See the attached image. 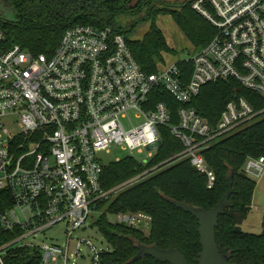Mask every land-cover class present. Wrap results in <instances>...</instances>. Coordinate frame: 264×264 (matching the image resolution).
Listing matches in <instances>:
<instances>
[{"label": "built area", "instance_id": "built-area-1", "mask_svg": "<svg viewBox=\"0 0 264 264\" xmlns=\"http://www.w3.org/2000/svg\"><path fill=\"white\" fill-rule=\"evenodd\" d=\"M191 7L215 34L208 45L181 60L192 64L188 79L178 61L154 73L144 71L125 36L111 27H71L49 55L8 44L0 27V190L12 194V204L0 212V231L20 232L0 245V264L10 247L39 250L41 264H76L85 258L84 246L91 251V264H100L108 249L76 233L113 191L170 161L189 159L207 177V187L215 186L216 174L204 150L264 109L238 95L213 125L192 101L208 83L230 79L264 98V0H192ZM156 89L180 103L178 123L172 122L165 101L152 99ZM164 128L182 141L181 152L112 190L103 188L101 152L120 146L146 164L156 156ZM244 172L262 177L264 157H249ZM107 218L144 233L152 228V216L143 211ZM59 224L65 226L64 242L37 241Z\"/></svg>", "mask_w": 264, "mask_h": 264}, {"label": "trees", "instance_id": "trees-1", "mask_svg": "<svg viewBox=\"0 0 264 264\" xmlns=\"http://www.w3.org/2000/svg\"><path fill=\"white\" fill-rule=\"evenodd\" d=\"M191 4L192 0L174 7L151 0L131 7L129 0H0V27L6 31L8 44H19L34 55L53 53L65 31L76 25L111 27L125 36L141 68L154 73L165 62V56L175 52L157 24L160 15H171L196 50L208 45L213 38L215 29ZM10 14L14 18H10ZM145 24H148L147 30L141 34L139 29ZM178 66L188 79L192 64L180 60ZM238 95L246 96L257 110L264 109V98L234 79L208 83L192 101V106L214 125L227 102ZM152 99L155 103L165 101L170 107L172 122H179L180 103L170 93L156 89ZM183 149L182 141L164 128L162 144L150 162L144 164L129 155L110 162L104 166L102 186L112 190L168 161ZM203 154L216 174V184L211 189L207 187V177L197 171L189 159L181 158L150 172L139 182L113 191L109 199L97 205L106 209L94 225L110 245L109 250L101 254L100 264H169L150 256L130 262L143 244L163 249L173 246L189 264H197L202 251L198 220L169 200L210 210L227 192V178L231 173L233 191L224 213L219 216L217 244L222 253L229 255L231 263L264 264V214L260 233L242 229L251 212L257 184L244 172V165L249 157H264V112L239 130L221 137ZM11 204L10 190H0V212ZM138 211L152 216L150 233L107 218L108 214ZM19 234V231H0V245ZM3 259L4 264H41L42 254L29 247H10Z\"/></svg>", "mask_w": 264, "mask_h": 264}, {"label": "rangeland", "instance_id": "rangeland-1", "mask_svg": "<svg viewBox=\"0 0 264 264\" xmlns=\"http://www.w3.org/2000/svg\"><path fill=\"white\" fill-rule=\"evenodd\" d=\"M174 1V0H172ZM180 1V0H177ZM10 18H14V15L10 14ZM157 24L162 30L168 40V43L175 52L173 54H168L165 56V62L160 65L161 67L168 66L174 62L185 59L196 53L195 47L192 45L191 41L184 35L181 29L178 27L176 22L173 20L172 16L169 14L160 15L157 20ZM148 24L143 25L139 29V32H144L147 30ZM129 154L128 151L121 149L120 146H113L109 151H103L100 153V157L105 164L122 159ZM140 157V155H138ZM256 182V188L254 192V199L252 202L251 212L249 213L247 219L242 224V229L247 232L260 233L262 231V220L264 214V174L262 177H252ZM106 207L96 208V212L89 218L85 229H81L76 233L77 237L88 238L93 241V243L99 248H110L109 243L100 232L99 228L96 226H91L92 222L105 211ZM65 226L59 224L45 233H41L37 237V241L41 243L42 241L50 242L51 238L58 239L60 243L64 242L63 231ZM83 254L85 258H77L76 264H91L92 254L90 249L83 247Z\"/></svg>", "mask_w": 264, "mask_h": 264}, {"label": "water", "instance_id": "water-1", "mask_svg": "<svg viewBox=\"0 0 264 264\" xmlns=\"http://www.w3.org/2000/svg\"><path fill=\"white\" fill-rule=\"evenodd\" d=\"M232 173L227 178L228 190L221 200L210 210L201 207H195L184 202L169 200L185 212L194 215L199 223V235L202 251L197 259V264H235L229 261V255L222 253L216 240V227L219 223V216L224 213L226 205L229 203L232 188ZM150 256L159 262H168L169 264H189L185 256L178 248L170 246L167 249L156 245H140L137 254L130 262H135L140 258Z\"/></svg>", "mask_w": 264, "mask_h": 264}, {"label": "flooded vegetation", "instance_id": "flooded-vegetation-1", "mask_svg": "<svg viewBox=\"0 0 264 264\" xmlns=\"http://www.w3.org/2000/svg\"><path fill=\"white\" fill-rule=\"evenodd\" d=\"M142 1H144L145 3L150 2L151 0H129V4L131 5V7H134L138 4H140ZM154 2H165L166 4L170 5V6H174V7H178L182 4H184L185 2H188L190 0H153Z\"/></svg>", "mask_w": 264, "mask_h": 264}]
</instances>
